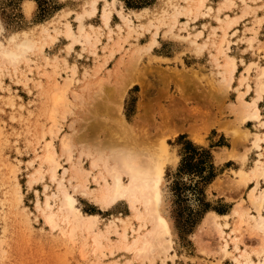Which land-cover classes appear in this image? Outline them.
Masks as SVG:
<instances>
[{"label": "rangeland", "instance_id": "374dc122", "mask_svg": "<svg viewBox=\"0 0 264 264\" xmlns=\"http://www.w3.org/2000/svg\"><path fill=\"white\" fill-rule=\"evenodd\" d=\"M219 1L205 0V3L216 8ZM246 1L248 5L236 0V4L225 7L220 12L223 19L217 21L213 13H198L194 18L181 13L173 19L170 13L174 4H186L184 0H97L96 14L84 19L94 46L87 43L83 49L82 43L77 41L68 49L69 39L63 34L51 39L46 35L54 33V27L62 28L66 21L76 29L75 14L89 7V0H0V39L3 42H7L12 33L22 36L24 29L39 41L46 37L41 50L29 52L14 65L5 64L0 69V264H247V257L255 262L263 261V231H252L247 222L237 223L233 215L226 218L214 215L229 213L239 201L246 217L256 213L248 200V190L256 180L258 188L264 189L263 175L244 183L234 172L241 165L239 156L242 153H245L243 166L248 169L260 150L264 173V139L260 140L262 146L259 149L252 144L255 132L264 133V124L256 126L251 120L240 123L232 111L236 86L239 89L244 86L239 77L246 72V63L257 60L264 65V0ZM103 7L111 9L108 26L102 22ZM243 7V15L224 30L221 27L226 24L224 14L240 13ZM120 13L131 18L130 26ZM90 23L94 27H90ZM212 26H216L214 30ZM152 36L157 42L147 48ZM251 36L255 37L253 48L248 47L247 39ZM191 38L199 41L207 38L208 47L198 52L190 42ZM219 47L237 60L229 87L218 80L216 73L214 56L220 60L224 57L218 51ZM72 67L76 68V80L71 87L80 88L89 82L86 98L89 97L85 102L77 100L78 103L72 100L71 90H67L66 97L71 98L68 110L65 117L58 114V131L51 136L44 92L53 87L54 81L63 82ZM173 68L183 72L178 79L166 74ZM256 71L257 67L253 65L246 80L253 81ZM100 78L105 87L102 91L107 94L103 102L108 103L100 102L99 105L97 100L98 106L95 103L92 106L89 101L90 98L94 100L97 85L92 82ZM143 84L147 87L146 96ZM200 91H209L218 97V116L224 127L239 125L248 133H228L216 124L210 126L202 141L192 139L186 131L165 136L170 150L178 155L177 160L166 163L162 186L163 207L172 219L173 234L167 252L160 248L139 257L134 250L123 246L124 224L132 221L138 227L124 200L101 207L79 190H73L77 180L64 155H58L61 164L55 180L50 178V166L41 163L37 156L42 153L47 138L52 139L54 148L59 151L58 135L64 131L75 132L74 140L89 143L110 138L123 141L118 137L121 130L116 114L119 111L129 122L141 112L135 128L136 140L143 146L152 147L161 136L152 128L158 109L162 106L184 108L187 97ZM92 93L93 97H90ZM100 97L96 99H102ZM140 100L141 107L138 106ZM191 103L197 104V101ZM200 104L203 106L204 103L200 101ZM258 106L260 118L264 120V95ZM93 107L99 108L97 113ZM103 107L108 110L105 114ZM87 110L95 115H90ZM186 143L187 155L192 156L187 172H183L179 170V164ZM188 146L197 150L190 149L191 153ZM223 148L233 149L235 155L226 157L222 153L217 156ZM200 149L207 152L199 153ZM74 155L76 158L75 152ZM191 163L193 165L189 167ZM82 165L89 168L86 158L82 159ZM59 178L67 191L75 196L76 206L84 214H97L96 230L105 234L100 249L92 250L85 231L76 230L69 236L63 234L59 226L51 228L44 221L37 201L43 204L45 194L49 193L51 208L57 209ZM86 184L90 188L96 186L91 174ZM210 211L213 213L203 222ZM225 221L228 224H224ZM132 235L133 231L128 228L127 237L131 239ZM235 241L239 248L234 247Z\"/></svg>", "mask_w": 264, "mask_h": 264}, {"label": "bare ground", "instance_id": "6f19581e", "mask_svg": "<svg viewBox=\"0 0 264 264\" xmlns=\"http://www.w3.org/2000/svg\"><path fill=\"white\" fill-rule=\"evenodd\" d=\"M184 1H187L186 4H174L170 13V16H172L173 19H176L181 13L186 14L188 18H194L198 13L203 15H210V13H213L215 19L221 21L223 17L220 15V12H222L225 7H230L236 4V0H220L217 7L214 8L211 4H206L205 0ZM242 1L245 5H248L246 0ZM96 2L97 0H89V7L76 12V29L66 21L62 28L54 27V33H48L46 37L51 39L58 37L59 34H63L69 39V42L67 43L68 49L72 48L73 44L77 41L82 43L83 49L87 43L94 46L95 43L91 41V33L87 30L84 19L86 16H94L96 14ZM213 9L214 11H212ZM243 13L244 7L241 9L240 13L235 12L234 14H230L226 12L224 14L226 24L225 26H220L225 30L226 27H229L236 22ZM120 14L130 26L131 18L126 14ZM110 17L111 9L103 7L101 18L105 26L109 25ZM90 27L94 26L90 23ZM215 27L216 26L213 27V30ZM1 29L0 22V33ZM199 33H201V31H199ZM225 33L226 31L223 32L221 39L222 42H224ZM185 36L188 37V34H185ZM46 37L44 41H39L32 38L31 35L28 34V30L24 29L22 31V36L20 37H17L15 33H12L8 36L7 42H3L0 39V69L6 66L5 64L14 65L19 60L23 59L29 52L41 50L43 44L46 42ZM189 40L195 45L198 52H201L204 48L208 47L209 41L207 38L202 41H199L196 38H191ZM247 40L248 47H255V37L251 36ZM156 42L157 39L155 36H152L147 44V48H150L152 44ZM218 51L224 55L222 60H220L218 56H214L218 80L226 87H229L237 68V60L234 55L228 53L223 47H219ZM253 65L257 67V71L254 74V80L250 82L246 79L248 78L249 70ZM245 70L246 72L242 73L239 77L244 86L243 89H239V87L236 86L237 92L232 111L234 110L235 118L238 122L242 123L251 120L256 126H259L260 124H264V120H261L260 118V109L258 106V101L264 95V65L260 64L257 60H251L246 63ZM182 73V71L173 68L168 70L166 74L169 77L178 79ZM75 74L76 68L72 67L71 72L64 77L63 82L60 83L59 81H54L53 87L44 92V100L46 104L45 110L47 118L49 119L48 132L51 136H54L58 131V114L61 117H65L68 110L71 98L66 97L67 90H71L72 100L74 99L75 101L78 100L79 102H85L89 97V92L86 91L88 86H90L89 82L82 84L80 88L71 87L73 81L76 80ZM101 81L102 79L100 78L92 82V84L94 82L97 84L95 87L96 89L94 88L95 91L94 89L92 90L95 94L92 93L90 96H94L93 101L95 102L91 101V98V102L89 101V103H93L92 106H98V104L100 105V102L105 103L107 99V94H104L105 92L102 91V88H104L105 91V87ZM146 88V85L143 84V93L145 96ZM101 91L103 94H101ZM86 94H88L87 98ZM100 94L102 99H96V97H100ZM248 94H251L249 99L246 98V95ZM104 95L106 98L103 97ZM104 99L105 101L103 102ZM108 99L110 100L109 97ZM97 100L99 101L98 104L96 103ZM110 101L114 104L112 99ZM191 101H197V104H192ZM200 101L204 103L203 106L200 104ZM171 102H173V99H171ZM107 103L108 102L105 104ZM116 105V107H118L117 111H119L120 105L118 101L116 102ZM138 106H142V100L139 101ZM93 108H95L97 113L99 108H97V110L96 107ZM104 110L105 114L108 110L106 111V108H104ZM219 113L220 109L218 107V97H216V95L209 91L195 92L192 97H187V105L184 108L166 109L162 106L158 109L154 115L152 128L156 132L161 133V136L159 142L152 147H149L147 144V146L141 145L140 143L142 142L140 141L142 140L139 138L137 139L140 143L136 140L137 132H135V128L137 126L136 124L139 122L138 119L141 112L136 114L133 122H129L122 112L119 111V113L116 114L117 126L121 130L118 137L123 139V141H113L110 138L109 140H100L94 143H89L87 141L74 140L75 132L64 131L58 135L59 151H56L54 148L52 139L47 138L44 140L45 142L42 146V153L38 154L37 157L41 159V163L45 162L50 166V178L51 180H55L57 179L58 166L61 164L58 160V155H64V157L70 162V169L77 180L75 185H73V190H79L85 196L92 198L101 207H109L120 200H124L128 204L129 208L132 210V216L138 222V227L136 228L132 221L124 224L121 236L123 246L126 249L134 250L139 257L140 255L147 256L148 253L150 254L155 249L160 250V248L167 252L170 247L169 242L171 241L170 236L173 234V227L172 219L163 207L162 186L164 183V169L166 163L177 160L178 155L170 150L169 144L165 140V136H173L178 132L186 131L192 139L202 141L210 126L216 124L219 128H223L228 133L230 132L233 134L236 131L248 133L247 129H243L239 125H233L229 128L224 127L225 125H222L221 119L218 116ZM89 114L95 115L93 112ZM71 124L72 122L70 125ZM262 139H264V133L260 134L259 131L255 132V135L252 138L253 146L259 149L262 146L260 143V140ZM74 152L76 153V158H74ZM222 153L225 154L224 156L226 157H233L235 155L233 149L230 148H223L216 154L220 157ZM261 153L260 150L257 152L258 157L248 169L243 166L245 153H242L239 156L241 165L239 168L235 169L234 172L244 183L250 181L252 178L256 179L260 175L264 176L260 165V162L262 161L260 158ZM83 158L87 159L89 168L82 165ZM36 171H39V169L37 168ZM65 171L66 168L64 169V172ZM90 174L96 182V186L92 188L88 187L86 184ZM57 182V189L60 193L57 209L51 208L49 200L51 194L49 193L45 194L43 204L39 200L37 201V207L42 209L44 221L51 228L59 226L61 232L69 236H71L76 230L85 231L86 233H84V235L89 238L92 250L96 251L100 249L103 246L105 234L99 231V229L96 230L97 214H84L80 208L76 206V198L71 192L67 191L62 182V178H59ZM257 185L258 182L256 180L255 184L248 190V200L256 213H249V216L246 217L247 214L242 210L241 202L239 201L238 203L236 202L229 213L221 215L214 212V215L225 218L228 217V215H233L235 216L237 223L247 222L252 231L264 232V189L258 188ZM210 213H213V211L207 212L203 222L208 219ZM216 224L221 225L220 222H216ZM224 224H228V222L225 221ZM128 228H131L133 231L131 239L127 237ZM232 229L237 228L233 227ZM263 237L264 235L261 236V238ZM227 244L228 241L226 240L223 244V249L225 251L227 250ZM234 247L239 248L236 241L234 242ZM235 261L237 263L239 262L237 257H235ZM245 262L247 264H264V259L263 261L259 260L255 262L252 258L247 257Z\"/></svg>", "mask_w": 264, "mask_h": 264}, {"label": "trees", "instance_id": "16d2710c", "mask_svg": "<svg viewBox=\"0 0 264 264\" xmlns=\"http://www.w3.org/2000/svg\"><path fill=\"white\" fill-rule=\"evenodd\" d=\"M189 148V151L192 153V150L195 152L197 149L195 147H190L188 146ZM192 149V150H190ZM199 153H203V152H207L205 149H200L198 150ZM191 156L192 154H189V156L187 155V143L186 145L184 146V150L182 151L181 153V160H180V164H179V170L180 171H183V172H187V166L189 165L188 162H190V159H191ZM203 162V161H201ZM192 163H191V166L189 167H192ZM209 176V175H208ZM206 176L203 177V179L205 178Z\"/></svg>", "mask_w": 264, "mask_h": 264}]
</instances>
